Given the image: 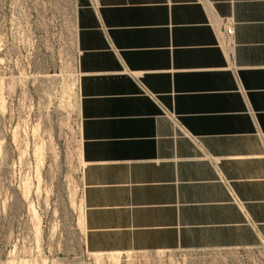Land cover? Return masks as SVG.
Returning a JSON list of instances; mask_svg holds the SVG:
<instances>
[{"label": "crops", "instance_id": "crops-1", "mask_svg": "<svg viewBox=\"0 0 264 264\" xmlns=\"http://www.w3.org/2000/svg\"><path fill=\"white\" fill-rule=\"evenodd\" d=\"M44 5L64 9L73 29L86 249L264 243V0ZM228 16L236 70L217 46ZM133 73L197 141L175 128ZM208 154L221 158L218 168Z\"/></svg>", "mask_w": 264, "mask_h": 264}, {"label": "rangeland", "instance_id": "rangeland-1", "mask_svg": "<svg viewBox=\"0 0 264 264\" xmlns=\"http://www.w3.org/2000/svg\"><path fill=\"white\" fill-rule=\"evenodd\" d=\"M71 20L0 0V264H264L249 248L90 253Z\"/></svg>", "mask_w": 264, "mask_h": 264}, {"label": "built area", "instance_id": "built-area-1", "mask_svg": "<svg viewBox=\"0 0 264 264\" xmlns=\"http://www.w3.org/2000/svg\"><path fill=\"white\" fill-rule=\"evenodd\" d=\"M220 24L221 27L220 29H218V34H217V46L221 49L222 53L224 54L226 61H227V68L231 69V70H236L232 64H233V58H234V47H235V43L233 40V35H234V25H235V20L232 16H228V17H222L220 18ZM133 78L134 80L140 85V87H142L143 92L148 95L152 100H154L161 108V112L164 116L168 117L174 124L175 128L177 130H180L183 134V136L197 141V138L195 136H193L184 126L183 124L180 122L179 117L170 109L166 108L165 106H163V104L160 102L158 95L151 93L145 86L144 83L142 81V77L143 74H134L133 73ZM207 159L209 160V162L212 164V166L214 168H218V164L221 160V158L219 157H215L212 155H206ZM225 184L228 188V190L230 191V193H232L231 190V186H230V182L229 181H225ZM233 197V196H232ZM233 199L235 200V198L233 197Z\"/></svg>", "mask_w": 264, "mask_h": 264}]
</instances>
